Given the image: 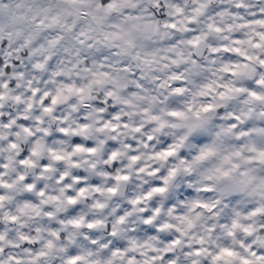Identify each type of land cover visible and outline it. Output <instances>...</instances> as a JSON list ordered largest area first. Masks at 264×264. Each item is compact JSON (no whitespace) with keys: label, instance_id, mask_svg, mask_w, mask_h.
<instances>
[{"label":"clouds","instance_id":"clouds-1","mask_svg":"<svg viewBox=\"0 0 264 264\" xmlns=\"http://www.w3.org/2000/svg\"><path fill=\"white\" fill-rule=\"evenodd\" d=\"M0 264H264V0H0Z\"/></svg>","mask_w":264,"mask_h":264}]
</instances>
